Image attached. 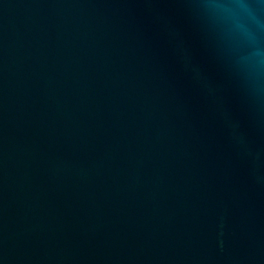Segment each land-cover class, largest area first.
<instances>
[{
  "label": "water",
  "instance_id": "1",
  "mask_svg": "<svg viewBox=\"0 0 264 264\" xmlns=\"http://www.w3.org/2000/svg\"><path fill=\"white\" fill-rule=\"evenodd\" d=\"M0 264H264V0H0Z\"/></svg>",
  "mask_w": 264,
  "mask_h": 264
}]
</instances>
